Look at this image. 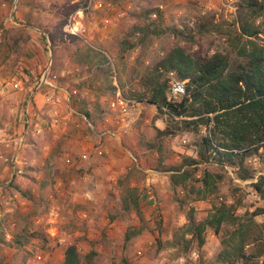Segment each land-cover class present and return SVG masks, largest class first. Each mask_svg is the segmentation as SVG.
Returning <instances> with one entry per match:
<instances>
[{"label":"rangeland","instance_id":"rangeland-1","mask_svg":"<svg viewBox=\"0 0 264 264\" xmlns=\"http://www.w3.org/2000/svg\"><path fill=\"white\" fill-rule=\"evenodd\" d=\"M257 1L262 4V17L252 22L261 32L255 41L264 47V0ZM239 2L0 0L1 82L8 84L19 70L31 77L42 74L53 59L49 35L28 26V18L65 37L71 15L82 11L84 45L111 55L118 64L123 95L135 101L122 123L110 111L114 93L105 90L104 76L81 65L78 46H61L62 74L66 73L61 84L78 94L72 102L59 95L64 120L28 146L18 189L5 191L11 183V165L0 161V264H62L66 248L73 244L83 264H264V213L255 215L264 210V200L250 187L252 181L243 182L230 169L211 166L208 169L213 173L223 174L218 192L207 196L201 193L199 180L204 167L186 187L175 188L168 170L181 165L184 156L192 155L191 147L200 135L182 132L163 138L159 150L151 149L148 144L155 142L157 130L165 129L171 121L155 107L134 99L144 91L143 76L169 46L202 56L223 53L242 60L236 49L240 42ZM66 17L68 21L62 26ZM148 23L166 28L165 34L143 36L142 29ZM21 36L30 40L15 68L14 56L3 60L13 38ZM124 40L139 44L120 60L119 42ZM27 95L26 90L0 93V126L7 129L8 136L21 124ZM80 95L93 112L95 125L80 114ZM107 130L112 133L105 134ZM10 149L5 146L2 151L9 155ZM248 163L255 171V181L264 176V149L261 156L250 158ZM27 166L39 168V172L27 170ZM130 189L140 194L141 216L132 206L127 207L125 198ZM26 191L31 197L25 195ZM238 201L240 224L225 222L219 234L208 228L202 247L191 242L192 235L187 231L191 213L197 222H203L216 207ZM240 228L245 237L243 250H237L234 243L230 245L233 233ZM40 232L47 242L33 237ZM49 232L66 234L67 238L61 244ZM128 233L131 238L127 241Z\"/></svg>","mask_w":264,"mask_h":264},{"label":"trees","instance_id":"trees-1","mask_svg":"<svg viewBox=\"0 0 264 264\" xmlns=\"http://www.w3.org/2000/svg\"><path fill=\"white\" fill-rule=\"evenodd\" d=\"M238 6L239 38L240 42L241 39H245V42L241 44L239 42L236 49L242 60H233L223 53L202 56L197 52H187L179 46H169L164 49L163 56L143 76L144 91L136 94L134 99L155 107L161 115L167 116L171 121L165 129L157 130L155 142L148 144L151 149L159 150L163 138L174 137L182 132H195L200 135L199 141L191 147L192 155L184 156L181 165L168 170L171 172L170 180L175 188L186 187L187 181L197 175L200 167H204L202 178L199 180L203 187L201 193L207 196L218 192L223 174L213 173L208 169L216 166L224 171L230 169L236 178L243 182L252 181L250 187L264 200V176H259L255 181V171L248 163L250 158L261 156L264 149V47L255 41L261 32L252 22L262 17L263 8L257 0H241ZM67 21L68 17L64 19L62 26H65ZM34 23L30 18L26 20L28 26L38 28L49 35L53 58L51 71L52 74L59 76L60 83L64 79L61 76L63 67L59 57L60 48L63 45L68 47L75 45L79 48L81 65L88 71L89 69L98 71L97 76L103 75L106 81L105 90L113 95L115 86L112 77L118 72V64L106 50L84 45L79 37L71 34H65L63 37L49 27ZM142 31H145L143 36L147 34L161 36L165 34L166 28L148 23ZM29 40V37L22 36L13 38V44L3 62L14 56V67L17 68L27 52ZM141 42H144V39ZM138 44L128 40L120 41V60H124L127 52L135 49ZM171 71H175L179 79L186 84V94L180 101L169 100L168 97L167 74ZM19 74L20 77L24 74L29 75L22 70H19ZM78 100L80 114L95 125L96 118L87 107L84 97L80 95ZM32 137V135L28 137L30 144L33 142ZM186 166L189 168L185 169ZM26 169L39 172V168L27 166ZM17 179L15 176L10 185L5 187V191L13 187L18 189ZM26 193L27 197H31L30 192ZM125 202L127 207L132 206L138 215H142V200L136 190H127ZM239 203L240 201L235 205L222 204L216 207L215 212L203 222H197L191 213L187 230L192 235L191 242L193 240L202 247L208 228H213L215 233L219 234L225 222L240 224L241 218L236 215ZM261 212L264 213V210H259L255 215ZM2 235L0 233V237ZM36 235L47 242L43 232L35 233L33 237L36 238ZM233 235L230 245L234 243L237 250H243L244 232L240 228ZM130 238L131 235L128 233L126 240ZM62 264H83L76 245L66 248Z\"/></svg>","mask_w":264,"mask_h":264},{"label":"built area","instance_id":"built-area-1","mask_svg":"<svg viewBox=\"0 0 264 264\" xmlns=\"http://www.w3.org/2000/svg\"><path fill=\"white\" fill-rule=\"evenodd\" d=\"M82 17V11L71 15L69 22L66 25V31L68 34L84 39L83 37L86 33V30L84 29L81 21ZM109 21L110 20H107L106 22ZM52 65L53 61L51 59L45 71L42 74L35 76L34 79L30 78L29 75L24 74L23 77L15 75L10 79V81H8V84L0 81L1 94L5 95L9 91H13L15 93L24 90L28 91V99L22 111L23 128L21 133L13 132L8 136L7 129L0 126V137H4L6 141H11L15 149L14 152H16L11 159H7V162H10L11 166L13 165V167L17 164V160L19 159L18 155L27 143L28 137L31 133L36 135L43 134L46 131L56 128L60 122L64 120L63 115L59 110L62 102V98L59 97V95H65L67 97V101L72 102V100L78 94L77 90L69 92V90L58 81L59 76L52 74ZM65 75L66 73L62 74L61 76L63 77ZM168 79L169 100H182L186 94L185 82L179 79L175 71H171L168 74ZM112 80L115 86V91L114 96L109 103V108L112 113H116L119 116V119L122 123H125L126 117L129 114L130 105L134 104L135 101L128 99L123 95L122 89L119 85L117 72L113 75ZM38 94L44 95L45 105L49 106L48 111H45L46 113L43 109L38 107L36 100V96ZM110 133H112L110 130L105 132V134ZM84 158H87V155H84ZM53 214L54 213H52V215ZM51 221H53V219ZM52 229L54 228H51V230ZM49 233L52 237H56L58 242L61 244H63L67 238L66 234H62L61 236V233H59L56 236L55 233Z\"/></svg>","mask_w":264,"mask_h":264},{"label":"crops","instance_id":"crops-1","mask_svg":"<svg viewBox=\"0 0 264 264\" xmlns=\"http://www.w3.org/2000/svg\"><path fill=\"white\" fill-rule=\"evenodd\" d=\"M50 53L52 55L51 49H50ZM29 77L31 78V76H29ZM36 100H37V103H38V107L39 108L43 109L44 111H48V109H49L48 107L49 106L45 105L44 95H39L38 94L36 96ZM12 113H15V110H12ZM19 122H21V124H19V126H18L17 129L14 128V130H13V132L15 131L14 133L18 132L17 130H19V133H21V131H22V128H23V126H22L23 125L22 119L21 120L19 119ZM46 132H48V131H46ZM31 135L33 136L32 137V140L35 141V139H36L35 137H38V136H40L42 134L36 135L34 133H31L30 136ZM29 145H30V142L28 141L25 144V146L23 147V149L21 150L20 154L18 155L19 156V159L17 160V164L14 167L12 165L11 167L8 168L12 172V178H11L10 182L13 180V178L15 176L18 178L17 181L19 180V175H20L19 173L22 172V170H21L20 167H21V164L23 163V161H25V159H26L25 158V153H26V150H27V148H28ZM5 146L8 147V148H12V150L10 149L11 151H10V154L9 155H5L3 153V151H2V148L4 149ZM13 149H14V147H13L11 141H6V139L4 137H0V161H2L4 163H9L10 164V162H7V159L8 158L11 159L13 157V155L16 153V152H14L15 149H14V151H13Z\"/></svg>","mask_w":264,"mask_h":264}]
</instances>
